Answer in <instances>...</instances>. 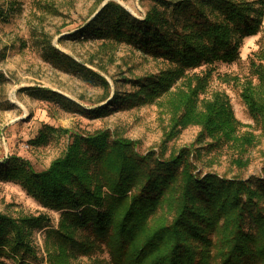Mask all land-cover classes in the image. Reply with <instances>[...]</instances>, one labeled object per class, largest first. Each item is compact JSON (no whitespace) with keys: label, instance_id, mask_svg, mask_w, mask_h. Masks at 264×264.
<instances>
[{"label":"trees","instance_id":"trees-1","mask_svg":"<svg viewBox=\"0 0 264 264\" xmlns=\"http://www.w3.org/2000/svg\"><path fill=\"white\" fill-rule=\"evenodd\" d=\"M156 2L143 20L109 2L72 35L123 42L167 63L158 74L133 80L136 91L84 109L55 91L34 89L41 98L75 107L89 118L165 98L170 122L160 149L140 154L134 141L103 130L71 135L63 155L41 172L10 158L0 177L19 184L60 218L54 229L46 214L14 218L0 213V264H264V178L203 176L196 173L191 150L169 156L166 151L190 125L200 126L198 141L209 138L210 145L253 143L252 136L238 134L240 123L224 95L217 93L198 108L208 79L191 71L236 61L244 39L264 29V0ZM50 55L59 64L81 69L55 49ZM258 59L253 65L259 82L249 81L242 97L264 126V46ZM86 72L91 81L108 87L104 78ZM57 132L69 133L44 126L30 143L41 146ZM36 231H45V261L38 262ZM105 250L109 261L95 257ZM79 257L89 263L78 262Z\"/></svg>","mask_w":264,"mask_h":264},{"label":"rangeland","instance_id":"rangeland-1","mask_svg":"<svg viewBox=\"0 0 264 264\" xmlns=\"http://www.w3.org/2000/svg\"><path fill=\"white\" fill-rule=\"evenodd\" d=\"M109 2L120 4L139 20L157 3L156 0H0V169L10 158L17 157L33 170L44 171L66 151L71 135H93L103 130L134 141L140 154L160 149L170 122L165 98L113 110L106 117L89 118L75 107L66 109L54 100L36 95L34 88L48 89L81 108L102 107L116 94L136 91L133 80L158 74L168 67L163 60L146 56L123 42L72 36ZM263 46L264 29L244 39L240 57L233 63L216 62L191 71L208 79L205 91L199 96L198 108H203V100H212L217 93L224 95L240 123L238 134L252 136L253 143L210 145L213 141L209 138L198 141L201 127L190 125L167 144V156L188 148L196 173L203 176L264 178V126L251 115L242 97L249 81L259 82L253 63L259 62L258 53ZM53 49L67 55L81 69L57 63L50 55ZM86 71L104 78L108 87L96 83L94 78L91 81ZM207 73L209 78L205 76ZM44 126L66 129L69 133H53L47 143L33 146L31 140ZM0 213L14 218L46 214L54 229L60 218L58 212L44 208L19 184L1 177ZM45 236V231H36L33 236L38 262L46 259ZM95 257L110 260L106 250ZM89 260L79 257L77 261L89 263Z\"/></svg>","mask_w":264,"mask_h":264}]
</instances>
